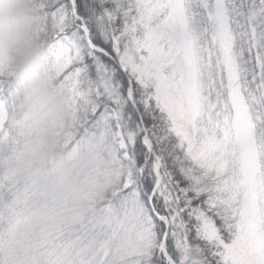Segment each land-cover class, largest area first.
I'll return each instance as SVG.
<instances>
[{
  "label": "snow or ice",
  "instance_id": "6c2138e0",
  "mask_svg": "<svg viewBox=\"0 0 264 264\" xmlns=\"http://www.w3.org/2000/svg\"><path fill=\"white\" fill-rule=\"evenodd\" d=\"M31 5L104 192L50 214L4 91L0 264H264V0Z\"/></svg>",
  "mask_w": 264,
  "mask_h": 264
},
{
  "label": "trees",
  "instance_id": "16d2710c",
  "mask_svg": "<svg viewBox=\"0 0 264 264\" xmlns=\"http://www.w3.org/2000/svg\"><path fill=\"white\" fill-rule=\"evenodd\" d=\"M49 69L52 71L50 59ZM1 79L7 85V89L2 88L0 94L7 91L10 98L8 119L22 150L25 172L35 184L41 186L48 193V211L55 219L61 222L72 221L87 215L103 195L100 199L99 197L92 199L87 197L81 198L79 196L78 189H76V180L80 179L81 173L74 166L75 163L67 164L65 161L67 149L61 147V137L58 135L60 131L57 125V114L60 111H57L56 120L52 121L50 129L44 137L42 146L37 150L36 141L40 135L39 130L33 126L32 121L26 115L23 107V98L20 93L19 81L8 65ZM73 131L76 134V141L79 142L75 124ZM54 135H57V138L51 139ZM48 144L51 148V154H53L51 164H49ZM80 145L79 162L86 159L84 164H82L84 170L82 173L86 172L87 167L89 171L95 170L97 177L101 179L99 174L100 161L98 157L84 145ZM64 170L66 171V175L63 173ZM51 171L53 172L51 173ZM103 190L101 189V194H103Z\"/></svg>",
  "mask_w": 264,
  "mask_h": 264
},
{
  "label": "clouds",
  "instance_id": "9594fccd",
  "mask_svg": "<svg viewBox=\"0 0 264 264\" xmlns=\"http://www.w3.org/2000/svg\"><path fill=\"white\" fill-rule=\"evenodd\" d=\"M0 59L19 81L26 115L40 133L39 150L55 119L59 98L48 86L49 59L31 0H0Z\"/></svg>",
  "mask_w": 264,
  "mask_h": 264
},
{
  "label": "rangeland",
  "instance_id": "374dc122",
  "mask_svg": "<svg viewBox=\"0 0 264 264\" xmlns=\"http://www.w3.org/2000/svg\"><path fill=\"white\" fill-rule=\"evenodd\" d=\"M7 63L0 59V92L2 91V85L4 84L3 80L1 77L3 76V73L6 69ZM47 81H48V86L51 91L56 93V95L59 98V105L57 108V111H60L58 116V121L57 125L59 128L60 135L61 137V147L66 148L67 152L65 155V161L67 164L75 163L74 166H76V169H79L81 175L80 179L76 180V189L79 196L81 198H101L103 194H101V189H103V184H102V178L97 177V172L94 170L89 171L88 168L86 167V172L82 173L83 170V165L84 161L79 162L80 159V148H81V143L76 141L75 138V132L73 131L74 129V124H75V116L71 109L69 108L68 102L65 99L64 95L59 91V89L54 85L53 82V77H52V71L49 69L48 75H47ZM56 120V116L54 121ZM57 135H54L51 137L57 138ZM48 153H49V164L52 162L53 154H51V148L49 147V144L47 145ZM53 171H51L52 173ZM64 175H66V171H63ZM104 191V190H103Z\"/></svg>",
  "mask_w": 264,
  "mask_h": 264
}]
</instances>
